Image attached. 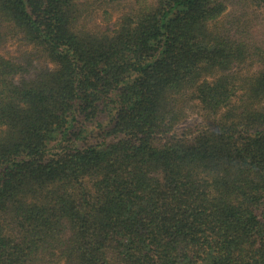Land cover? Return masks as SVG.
Returning a JSON list of instances; mask_svg holds the SVG:
<instances>
[{
	"label": "trees",
	"instance_id": "trees-1",
	"mask_svg": "<svg viewBox=\"0 0 264 264\" xmlns=\"http://www.w3.org/2000/svg\"><path fill=\"white\" fill-rule=\"evenodd\" d=\"M0 264H264V0H0Z\"/></svg>",
	"mask_w": 264,
	"mask_h": 264
},
{
	"label": "rangeland",
	"instance_id": "rangeland-1",
	"mask_svg": "<svg viewBox=\"0 0 264 264\" xmlns=\"http://www.w3.org/2000/svg\"><path fill=\"white\" fill-rule=\"evenodd\" d=\"M6 51L10 53V55L17 57L19 55V51L20 49L16 46L15 43H9L6 47ZM196 121L195 117H191L186 124L184 125V127L186 126H191L192 124H194Z\"/></svg>",
	"mask_w": 264,
	"mask_h": 264
}]
</instances>
